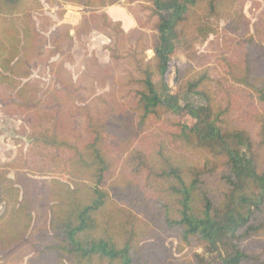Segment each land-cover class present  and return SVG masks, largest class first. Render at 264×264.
<instances>
[{
  "label": "trees",
  "instance_id": "1",
  "mask_svg": "<svg viewBox=\"0 0 264 264\" xmlns=\"http://www.w3.org/2000/svg\"><path fill=\"white\" fill-rule=\"evenodd\" d=\"M147 1L128 8L130 31L90 10L51 38L55 56L72 29L77 38L95 29L111 40L99 73L115 79L121 62L134 63L104 98L90 96L100 106L54 62L46 87L18 79L40 34L28 0H0V83L24 115L33 157L0 163V264L30 254L33 264H264V0ZM148 26L154 56L143 63L125 49ZM179 50L187 61L174 91L166 74ZM179 90L204 103L182 105ZM168 236L179 252L205 254L175 258Z\"/></svg>",
  "mask_w": 264,
  "mask_h": 264
},
{
  "label": "rangeland",
  "instance_id": "2",
  "mask_svg": "<svg viewBox=\"0 0 264 264\" xmlns=\"http://www.w3.org/2000/svg\"><path fill=\"white\" fill-rule=\"evenodd\" d=\"M30 2V14L36 24L37 30L40 36L36 37L32 41L33 50L29 54L27 66L22 68H28L24 75L19 76L18 79L22 82H34L41 81V85L46 87L52 82L53 76L50 73V62L61 65L66 69V74L77 85L86 89V99H91L93 104L102 106L100 100H95L96 97L104 98L103 93L110 91L115 86L120 84L121 81L125 82V75L127 71L133 69V64L130 62H121L116 69V78L109 77L105 72H100L98 68H102L99 65H107L112 63L109 50L107 47L111 44V40L105 34L90 29L84 31L78 38L75 36V30L72 29L73 42L70 48H65L66 52L52 56L50 54L51 38L56 33L62 32L63 26L75 27L81 21L84 15H90L91 11H96L98 16H105L108 21L110 16L113 20H120L126 31H130L136 27V22L132 15L128 11L130 6H134L138 2H142L149 5L147 0H105L106 5L104 8L92 10V8H85L74 4L69 0H28ZM134 1V2H132ZM137 1V2H135ZM246 9L249 8L247 3ZM91 10V11H90ZM90 11V12H89ZM94 14V13H93ZM108 15V16H107ZM252 20H255L256 14H249ZM227 25V21L222 19L219 23L218 34L228 31L224 30ZM61 29V30H60ZM155 32L148 26L144 29H137L131 35L130 40L126 45V52L138 53V58L145 63L147 60H151L154 56V51L149 47ZM217 38V34H210L205 40L196 42V50L198 53L209 52V43ZM186 57L182 50L176 52L172 56L170 68L166 74V80L169 86L174 91H177V87L174 83V76L176 74L177 67H181L186 63ZM112 80V81H111ZM156 85L161 84L160 77L158 75L154 78ZM181 104H192L197 106L204 103V100L192 93H188L186 90H179ZM122 93H126L123 91ZM94 95V97H90ZM14 93L7 88V85L0 83V163H11L18 161V158H26L32 160V154L30 151L31 138L29 136L30 131L26 127L24 121V115L20 113H14L11 111L14 107H8L10 102L15 101ZM11 108V109H10ZM186 123L192 125L194 119L189 115L184 116ZM12 177V175H11ZM3 211L2 204L0 203V213ZM178 239L174 236H168L164 245L171 248L172 254L175 258H181L187 254H192L195 251L201 254H205L201 248L191 251L190 247L183 248L178 251ZM30 255L23 258L18 264H33L30 260ZM15 264V262H10ZM17 264V263H16Z\"/></svg>",
  "mask_w": 264,
  "mask_h": 264
}]
</instances>
